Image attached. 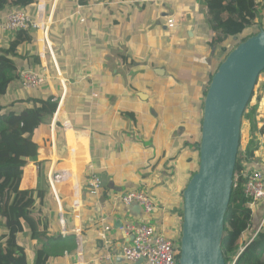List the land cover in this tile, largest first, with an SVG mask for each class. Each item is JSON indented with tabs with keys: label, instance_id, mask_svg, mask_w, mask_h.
I'll return each instance as SVG.
<instances>
[{
	"label": "crops",
	"instance_id": "0c3cea01",
	"mask_svg": "<svg viewBox=\"0 0 264 264\" xmlns=\"http://www.w3.org/2000/svg\"><path fill=\"white\" fill-rule=\"evenodd\" d=\"M41 1L46 18L52 19L53 47H42L36 33L30 32L32 42L19 52L26 53L29 64L44 53L52 85L64 96L59 114L40 126L33 138L38 162L57 176L53 192L59 208L65 212L63 202L70 208L76 202L82 205L78 250L76 255H65L63 264H130L122 250L132 237L125 236L122 226L145 222L166 232L163 216L171 215L178 194L197 169L201 86L222 53L211 44L219 36L212 29L215 19L208 15L206 0H39L38 4ZM255 3V23L261 26L264 0ZM36 7L37 3L27 8L33 18ZM12 11H0V21ZM169 19L175 20V28L168 27ZM17 64L20 70L25 66L22 58ZM17 90L24 92L20 83ZM140 93L146 96L141 98ZM253 101L243 117L240 150L254 169L264 173V72ZM67 121L73 131L67 136L63 131L66 147L59 151L57 129L63 130ZM91 173L101 188L98 197L87 192ZM38 180L39 168L32 162L24 169L21 189H36ZM131 190H147L158 206L154 213L123 204L119 197ZM48 216L51 219L52 211ZM105 222L111 227L110 244L98 236ZM72 224L75 227L74 220ZM176 228L175 224V232ZM252 235L247 232L243 242ZM108 253L111 261L104 259Z\"/></svg>",
	"mask_w": 264,
	"mask_h": 264
},
{
	"label": "trees",
	"instance_id": "16d2710c",
	"mask_svg": "<svg viewBox=\"0 0 264 264\" xmlns=\"http://www.w3.org/2000/svg\"><path fill=\"white\" fill-rule=\"evenodd\" d=\"M38 1L0 0V11L10 8L28 12L27 8L35 3L38 5ZM206 5L209 17L215 19L212 29L219 33L211 44L213 47H221L226 57L240 43L264 29V24L260 26L255 23V0H206ZM230 39L235 40L236 47L226 44ZM32 40V34L26 31L4 32L0 29V264H63L65 255H76L78 250V236L71 232L75 230L72 224L73 209L66 202L62 203L67 230L71 232L63 236L59 203L48 181L49 166L38 162L35 154L37 146L33 142L36 130L46 124L54 114L52 92L48 84L28 91L22 90L20 85V89L24 91L21 94L17 90L22 71L41 70V61L37 54L32 64H29L26 53L19 52ZM19 58L25 64L21 70L17 64ZM213 63L214 69L201 86L202 101L198 103L197 109L201 123L199 134L202 131L204 99L222 60ZM56 89L60 90V87ZM57 131L59 151H63L66 147L63 130L58 127ZM261 132L264 134V129ZM200 139L201 135L195 144L197 169L191 171L184 190L199 167ZM242 155L239 149L235 175L239 174L240 179L237 187L233 185L225 215L222 252L226 264H264V225L253 240L250 238L243 242V236L251 230L254 222V212L244 195L246 175L254 170V166ZM32 162L39 168L38 186L36 189L22 190L24 169ZM184 190L182 194H178L179 201L174 203L171 215L163 216L167 236L171 239L177 236L175 233L180 235L182 232ZM48 203V209H45ZM47 211H52L51 219ZM82 215L81 209V228ZM175 224L177 232L174 231ZM157 230L161 231V228ZM255 233L256 231L253 234Z\"/></svg>",
	"mask_w": 264,
	"mask_h": 264
},
{
	"label": "water",
	"instance_id": "95a60500",
	"mask_svg": "<svg viewBox=\"0 0 264 264\" xmlns=\"http://www.w3.org/2000/svg\"><path fill=\"white\" fill-rule=\"evenodd\" d=\"M263 72L264 29L232 50L211 80L204 99L199 167L183 192L179 264H226L222 239L242 122Z\"/></svg>",
	"mask_w": 264,
	"mask_h": 264
},
{
	"label": "built area",
	"instance_id": "2783aa9c",
	"mask_svg": "<svg viewBox=\"0 0 264 264\" xmlns=\"http://www.w3.org/2000/svg\"><path fill=\"white\" fill-rule=\"evenodd\" d=\"M82 6H77L80 10ZM80 13V12H78ZM84 22V19H82ZM52 25V19L46 18L45 15V4L41 1L37 7V16L33 18L29 12L24 10H13L10 12L5 19L0 23V29L4 32H16L26 31L28 33L35 32L37 42L42 47L46 45L50 48L53 44L49 40V33ZM168 27L170 29L176 27L174 19H169ZM45 54L40 55L41 59V70L36 71H22L20 75V85L22 90H35L40 88L43 84H48L51 90V101L55 108L52 117H56L62 108L64 102V96H61L53 87L51 75L49 73V67L45 60ZM95 96H97L95 94ZM63 131L66 136L73 131V125L67 121L63 124ZM56 175L52 172L48 174V181L52 188L55 190L54 183H56ZM240 175H234L233 185L237 187L239 185ZM246 182L244 183V195L250 202V207L255 211L257 205L264 200V173L259 169H254L251 173L246 175ZM88 191L92 196L98 197L100 195V186L94 178V173H91L90 179L88 180ZM56 195V194H55ZM57 196V195H56ZM120 201L126 206L138 205L146 214H152L157 209V204L152 195L147 190H131L125 192L119 197ZM60 207V206H59ZM81 208L82 205L79 202L73 204V216L75 222V230L77 236L81 239ZM64 212L60 209V225L62 227V234L71 233L67 230V222L64 217ZM107 219H101L102 222ZM264 225V220L261 227L252 235L253 240L257 233ZM121 231L127 237H132V241L124 246L122 250L123 258L130 264H178V257L180 255V243L179 236L181 234L175 233L174 238H169L165 231H158L153 225L143 223L128 222L122 226ZM178 230H176L177 232ZM111 227L106 224L102 225V228L98 231V236L106 244H110L111 240L109 235ZM250 239V238H249ZM242 252V249L240 250ZM105 260L111 261L112 257L110 253L104 256ZM142 262L140 263V261ZM234 264V262H233Z\"/></svg>",
	"mask_w": 264,
	"mask_h": 264
},
{
	"label": "rangeland",
	"instance_id": "374dc122",
	"mask_svg": "<svg viewBox=\"0 0 264 264\" xmlns=\"http://www.w3.org/2000/svg\"><path fill=\"white\" fill-rule=\"evenodd\" d=\"M226 44L227 45H229V47L231 46V45H233V46H235L236 47V42H235V40H233V39H230V40H228V41H226ZM218 47V49H221V51H222V53H220L219 54V57H216V60H214L215 62H218V61H220V60H222V62L225 60V55H224V52H223V50H222V48L221 47H219V46H217ZM219 67V66H218ZM216 69V68H215ZM218 69V68H217ZM217 69H216V71H217ZM215 71V72H216ZM215 74V73H214ZM254 103V101H253V97H252V99H251V102H250V104L251 103ZM249 104V105H250ZM249 105H248V108H247V112H246V114L248 113V111H249V109H250V107H249ZM251 115V114H250ZM261 123H263V122H261ZM264 129V128H263ZM86 185L88 186V183H86ZM82 188V187H81ZM89 188V187H88ZM87 192L89 193V191H88V189H87ZM84 193V192H83ZM263 220H264V200L263 201H261L258 205H257V207L255 208V211H254V222H253V225H252V227H251V230L250 231H252V234L255 232V231H258V229L261 227V224H262V222H263ZM176 230H178L177 228H176ZM176 238H178V236H176ZM180 240H181V236H179V243H180Z\"/></svg>",
	"mask_w": 264,
	"mask_h": 264
}]
</instances>
